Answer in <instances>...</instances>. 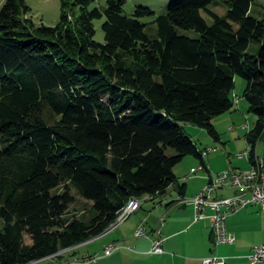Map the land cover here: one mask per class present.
<instances>
[{
	"label": "trees",
	"instance_id": "trees-1",
	"mask_svg": "<svg viewBox=\"0 0 264 264\" xmlns=\"http://www.w3.org/2000/svg\"><path fill=\"white\" fill-rule=\"evenodd\" d=\"M220 1L170 0L164 14L137 6L127 15L125 0L104 10L62 0L60 22L47 27L27 17L25 0H5L0 264L62 260L111 230L131 200L165 195L179 164L202 159L187 126L221 140L214 120L234 109L236 77L257 117L246 134L254 162L264 145V16L252 14L257 0H224L220 16L209 9ZM72 190L92 204L90 217L70 216Z\"/></svg>",
	"mask_w": 264,
	"mask_h": 264
},
{
	"label": "crops",
	"instance_id": "crops-1",
	"mask_svg": "<svg viewBox=\"0 0 264 264\" xmlns=\"http://www.w3.org/2000/svg\"><path fill=\"white\" fill-rule=\"evenodd\" d=\"M214 125L217 129L218 127L216 124ZM222 142L223 140L221 138L217 143ZM238 144H240V150L245 148L247 144L246 137L245 140L241 139L238 141ZM216 147L215 145L208 144L204 150ZM228 147L231 148V145ZM216 149V152L209 154V156L203 160L198 158H196L195 161L189 159L186 160V164L183 168H178V170L176 169L177 167L175 168L174 172L178 179L177 184L183 182V184L187 185L186 190H177L175 184L168 189L165 195L158 196L153 200L149 197L142 199L140 210L133 214L127 222L120 225L115 232L113 231V236V233L110 235H107V233L88 242L92 244L94 241H97L96 243L101 242V246L97 247V249H95L96 251L89 253L90 255L88 256L93 257L103 254V251L110 245L121 244L123 249L116 252L111 257L102 258L97 263L202 264L204 258L214 254L226 258L227 264H250L248 256L256 247L264 245V212H262L258 206H251L228 218L227 228L236 235L237 240L235 244L215 246L210 220L207 219L195 222L194 207L180 203L181 198L195 197L207 183L208 178L215 176L213 170H215L217 161L220 159L218 155L219 149ZM204 150H202L201 153ZM253 163V160L249 161V163H245V165H243L244 169L240 170L251 169ZM203 164L207 166V170L197 175H192L196 177L203 173V176L201 175L196 178L201 181L198 187L193 188V183L191 184L190 182L195 179L186 180L188 176L186 172L188 169L191 172L193 169ZM229 164L233 163L229 161ZM205 174L208 178L204 176ZM235 193V189L222 190L215 195V198H227L235 195ZM162 219H164V224H162ZM142 224H145L150 238L135 237L136 230ZM158 232H160L161 236L165 239L163 254L151 253L153 242L159 237ZM85 257H87V255ZM46 260L48 264L50 260L54 261L53 264H61V262L65 263L73 259L67 260L64 258L58 260L56 257H50Z\"/></svg>",
	"mask_w": 264,
	"mask_h": 264
},
{
	"label": "rangeland",
	"instance_id": "rangeland-1",
	"mask_svg": "<svg viewBox=\"0 0 264 264\" xmlns=\"http://www.w3.org/2000/svg\"><path fill=\"white\" fill-rule=\"evenodd\" d=\"M25 1L28 7L31 9L27 17L32 19L37 26L45 25L47 27H55L60 22L62 15V0H25ZM4 3L5 0H0V12ZM169 3L170 0H125L124 11L125 14L132 15L137 6H147V7H152L156 11L157 15H161L166 12ZM106 7H107V0H95V2L92 5V9L99 8L101 10H104ZM209 9L220 16H224L228 11L227 5L224 3V0H221L220 3L215 6L213 5L210 6ZM252 14L257 18L264 16V0H257L254 3L252 7ZM203 16L210 22V18L208 17L207 13H203ZM104 21L105 19H102V20H97L94 23L95 31H96L95 40L99 43L105 42V34L103 31ZM150 21H151L150 19L143 20V22H150ZM181 35H185L194 39L199 37V34L196 33L195 31H181ZM246 87H247V81L244 80L243 78L236 77L235 90L231 95L232 99L235 101L234 109L231 112L222 115L214 120V124H216V126L218 127L217 128L218 132L220 133V136L223 140L222 143L215 142L205 130L195 128L193 126H187L186 128L189 135L192 137L193 142L196 144L197 148L200 151L204 150V148L208 144L215 145L217 146L216 148L219 149L218 155L220 156V159L217 161L215 170H213L215 176L225 172L229 168L238 169V170L244 169L243 165H245V163H249L248 159L244 160L239 158V156L248 149V144H246V147L243 148L242 150H240V144H238V141H240L241 139L245 140L246 134L250 132L252 129H254L255 124L257 122V117L249 113V103L244 98V92L246 90ZM236 99H239V102H236ZM230 145L231 148L228 147ZM263 152H264V145L262 142H259L256 147V155L262 156ZM174 153H175L174 151L170 152L171 155H173ZM189 159L194 161L196 160L195 157H187L183 163L177 166L176 169L178 170V168L180 169L183 168L186 164V160ZM229 161H231L234 165L229 164ZM186 173H188L186 180L195 179L190 183L191 184L193 183L192 184L193 188L198 187L201 181L196 178L200 177L201 175L203 176V173H201L199 176L196 177L192 176L189 169L187 170ZM204 176L208 178L206 174ZM180 185H183V182L180 183ZM175 187L177 190L179 189L178 184H176ZM230 189L231 188H228V190ZM72 193L76 198V202L70 209V216L90 217L92 215V211H91L92 204L84 200L81 196L77 195L74 190H72ZM129 219L130 218H128L123 223L127 222ZM123 223L117 225L113 229L111 228V230H109L105 234L107 233H108L107 235L112 234L113 231L115 232V230L119 228V226L122 225ZM136 232H135V237H136ZM113 235L114 233L112 234V236ZM26 242L28 244L31 243L29 238L26 239ZM96 242L97 241H94L93 244L88 243L82 245L76 249V252L74 254L66 255L64 258L67 260L73 259L71 261H73L74 264H98L93 262L88 263L89 261H86V263H84L83 261L84 258L89 257L88 256L90 255L89 253L96 251L95 249L101 246V242L100 243H96ZM86 255L87 257H85ZM69 262L70 261H67L65 263H69Z\"/></svg>",
	"mask_w": 264,
	"mask_h": 264
},
{
	"label": "built area",
	"instance_id": "built-area-1",
	"mask_svg": "<svg viewBox=\"0 0 264 264\" xmlns=\"http://www.w3.org/2000/svg\"><path fill=\"white\" fill-rule=\"evenodd\" d=\"M239 102V99H236ZM247 128V127H245ZM232 129V128H230ZM211 151H217L216 148L205 149L206 158L211 154ZM240 159H248L251 161V149H247L239 156ZM264 163V160H263ZM207 170L205 164L199 168L191 171V174L204 172ZM228 188L235 189V195L227 198H215V195ZM183 205H191L195 210V222L209 219L211 222V229L213 235V242L215 246L233 245L237 238L236 235L230 232L227 228V220L229 217L247 209L251 206H258L264 212V179H256L253 168L249 170H238L229 168L225 172L208 178L207 183L203 186L201 191L193 198L188 200H181ZM141 207L132 206L126 211V219L131 212H137ZM145 223V222H144ZM164 219H162V224ZM159 237L154 240L151 253L163 254V244L165 239L158 232ZM136 238H150V234L142 224L136 232ZM123 249L121 244L111 245L103 251L99 256H93V263L99 262L102 258L113 256L116 252ZM250 264H264V245L256 247L248 256ZM90 262V263H91ZM49 264H53L50 260ZM66 264H74L70 261ZM202 264H227L226 258L211 255L203 259Z\"/></svg>",
	"mask_w": 264,
	"mask_h": 264
},
{
	"label": "bare ground",
	"instance_id": "bare-ground-1",
	"mask_svg": "<svg viewBox=\"0 0 264 264\" xmlns=\"http://www.w3.org/2000/svg\"><path fill=\"white\" fill-rule=\"evenodd\" d=\"M248 149H251V147H248ZM215 151H211V153H213ZM206 158V154H205V150L202 152V159H205ZM263 160H264V155L262 156H255L254 157V165H253V173H255V176H256V179H264V163H263ZM201 167V166H199ZM198 167V168H199ZM198 173L196 174H192V175H197ZM181 200H188V198H181L180 199V202ZM132 206L134 207H141V201L140 200H137V199H134V200H131L125 207L124 209L119 213V216H118V219L116 221V223L112 226V229L114 227H116L117 225L123 223L124 221H126L128 218H130L133 214H135L136 212H131L128 214V217L126 219V211L131 208ZM54 257V256H53ZM84 263H86V261H89L88 263H90L92 261V256L91 257H87V258H84ZM74 263V262H73ZM61 264H66V263H62Z\"/></svg>",
	"mask_w": 264,
	"mask_h": 264
},
{
	"label": "water",
	"instance_id": "water-1",
	"mask_svg": "<svg viewBox=\"0 0 264 264\" xmlns=\"http://www.w3.org/2000/svg\"><path fill=\"white\" fill-rule=\"evenodd\" d=\"M88 243V242H87ZM83 245V244H82ZM77 247H79V246H77Z\"/></svg>",
	"mask_w": 264,
	"mask_h": 264
}]
</instances>
